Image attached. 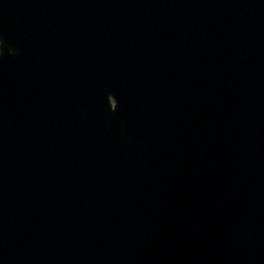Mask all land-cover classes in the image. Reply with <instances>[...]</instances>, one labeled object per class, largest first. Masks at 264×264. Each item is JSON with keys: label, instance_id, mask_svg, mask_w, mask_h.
Returning a JSON list of instances; mask_svg holds the SVG:
<instances>
[{"label": "water", "instance_id": "95a60500", "mask_svg": "<svg viewBox=\"0 0 264 264\" xmlns=\"http://www.w3.org/2000/svg\"><path fill=\"white\" fill-rule=\"evenodd\" d=\"M167 6L176 25L159 14L144 42L178 38L171 49L185 51L167 63L172 98L166 84H124L146 72L131 64L142 23ZM65 91L88 96L83 112ZM115 113L144 127L162 118L174 164L112 145ZM95 126L121 162L70 136ZM0 203L18 218L6 232L23 264H264V0H0Z\"/></svg>", "mask_w": 264, "mask_h": 264}, {"label": "bare ground", "instance_id": "6f19581e", "mask_svg": "<svg viewBox=\"0 0 264 264\" xmlns=\"http://www.w3.org/2000/svg\"><path fill=\"white\" fill-rule=\"evenodd\" d=\"M136 7V6H135ZM138 8L136 9V12H140V16H142V12L147 11V5L139 3L137 6ZM157 7V6H156ZM156 7V16L153 19H147L148 22H143L142 26L140 28V36H137V42L136 46L133 47L136 52L135 55L132 57L131 64H137V59L142 58L143 61V66L146 65V72L143 71L144 76L142 77H137V75H124V78H127V80H124V84L126 85L127 89L131 90H137V91H144L146 87H149V91H153L152 94L159 93V89L163 87V85H167L169 88H172V94L171 97H177L176 92H179L178 87L175 85L176 78L171 77L173 74V71L167 66V63L170 62L173 59H181L185 55V51L182 48H179L177 50H172L170 47L171 43L178 42V38L173 39V38H168L167 36L161 37L162 40H151L149 39L147 42H144L147 38L146 35L149 33H157L158 32V27L156 26L162 21L161 16L163 14H170V22L172 23L171 25H176V10L174 13H172V10L174 8L168 7L164 9V7H161V9H157ZM161 14V16L158 18V15ZM183 26L184 24L181 23ZM130 36V35H129ZM129 41L133 42V37L128 38ZM141 40V41H139ZM132 75V76H131ZM63 87V86H62ZM59 90V88H56ZM176 91V92H175ZM66 92V91H65ZM66 93L69 94V100L67 101V107H73L76 112L80 110V112L84 111V106H86V102H88V96H84V98L79 100V97L73 99L74 93L73 91H67ZM147 93V92H146ZM90 96V95H89ZM156 98L159 99L160 96L156 94ZM91 100V97L89 98ZM86 101V102H85ZM159 101L163 102L164 98H160ZM119 102H117L115 99L113 100L112 98L109 99V105L110 108L114 110L115 106L118 105ZM66 109V108H65ZM59 111L63 112V108H60ZM62 117V116H58ZM56 118V116H55ZM110 122H114L111 124L112 127H114L115 130H117L120 135H117L112 141V145H115L116 143L120 144L123 146V149H126V153L128 156H130V153L134 152V149H131L129 151L130 146H133L137 143V148H140L141 152L144 155H152L153 159L156 160L158 156L162 159H165L163 161L162 167L165 168L166 166L173 165L174 161L171 159V157L174 155L176 149L174 147H169L166 143H168L166 140H168L169 136H171V133L168 131V128L165 126L163 123V119L161 120L156 118L155 123L151 124L150 127L143 126L140 123L133 122L132 120L127 119L126 117H123V113H121V116H118V114H113L111 119L109 120ZM73 123V119H68L65 120V126H70ZM62 126V127H65ZM133 126H136L137 129L134 131L131 130ZM100 126H95V130L93 133H85L86 130H75L72 129L69 131L70 136L73 137L74 141H77L76 143L82 146L87 147L88 145H91L92 147L95 148H104L106 150V155L112 160L115 158L119 162L122 160L121 153L118 154L119 151H113L111 149H107L106 145L104 142L108 144L109 141H106L105 136L109 134L108 132L105 133H100L98 131V128ZM101 130L104 131H110L108 128H103ZM79 131V135L74 134L75 132ZM162 133H161V132ZM112 133V131L110 132ZM95 134V136L93 135ZM75 137H74V136ZM45 137L46 141L52 146L55 147L57 146L55 143V139L52 136H48V132L43 134ZM124 141H127L125 143ZM127 144V145H126ZM58 148H61L62 145L60 144L57 146ZM121 149V150H123ZM185 152V149H183ZM91 153H93L92 150H90ZM133 157V156H130ZM89 158L91 162L95 161V163L102 162L101 159H99L97 156L91 157H85ZM167 170V169H165ZM167 173L166 171H164ZM164 173V174H165ZM167 174L165 175V177ZM169 176V175H168ZM167 176V178H168ZM170 177V176H169ZM15 188H22L23 182L21 180H16L15 182ZM136 188H139L142 190L139 186H134ZM134 189V188H133ZM132 189V191H133ZM10 193L9 196L13 199V197L16 196L15 191L8 192ZM171 195V194H170ZM172 197V195H171ZM165 198L169 199L170 196H165ZM174 199V197H173ZM180 201L179 199H177ZM152 201V202H150ZM8 200H3L1 202L3 206L10 207V202H8V206L6 203ZM154 197L149 198V209H148V216H158L160 215V209H161V203L160 202H155L156 205L153 204ZM0 203V204H1ZM116 204H111L112 209H116ZM14 210V208H13ZM156 215V216H155ZM0 217V227L1 230L5 233L13 224H16L18 221L17 216L10 215L9 219H7L6 216L1 215ZM135 216H142L141 214H136ZM62 218H66V215H61ZM64 224L66 223V220L63 221ZM8 225V226H7ZM14 226V225H13ZM4 227L6 229H4ZM48 231V239L53 242L54 237L56 235V230L52 226H48L46 228ZM15 235H18L19 232L14 230ZM52 238V239H51ZM18 253H20V249L14 250L12 247V240H10L9 234L6 232L5 234L0 232V264H23L22 259L19 258Z\"/></svg>", "mask_w": 264, "mask_h": 264}]
</instances>
